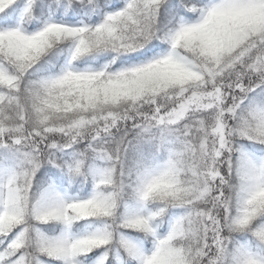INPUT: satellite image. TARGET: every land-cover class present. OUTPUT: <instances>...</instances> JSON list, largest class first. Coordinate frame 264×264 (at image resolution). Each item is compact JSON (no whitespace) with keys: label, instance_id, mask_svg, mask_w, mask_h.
<instances>
[{"label":"snow or ice","instance_id":"snow-or-ice-1","mask_svg":"<svg viewBox=\"0 0 264 264\" xmlns=\"http://www.w3.org/2000/svg\"><path fill=\"white\" fill-rule=\"evenodd\" d=\"M0 264H264V0H0Z\"/></svg>","mask_w":264,"mask_h":264}]
</instances>
